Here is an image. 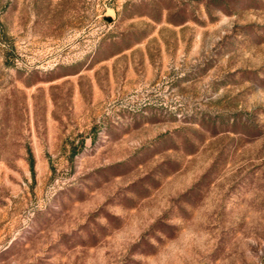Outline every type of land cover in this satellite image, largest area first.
<instances>
[{
  "label": "rangeland",
  "instance_id": "obj_1",
  "mask_svg": "<svg viewBox=\"0 0 264 264\" xmlns=\"http://www.w3.org/2000/svg\"><path fill=\"white\" fill-rule=\"evenodd\" d=\"M0 264H264V0H0Z\"/></svg>",
  "mask_w": 264,
  "mask_h": 264
},
{
  "label": "trees",
  "instance_id": "obj_2",
  "mask_svg": "<svg viewBox=\"0 0 264 264\" xmlns=\"http://www.w3.org/2000/svg\"><path fill=\"white\" fill-rule=\"evenodd\" d=\"M31 163V162H30Z\"/></svg>",
  "mask_w": 264,
  "mask_h": 264
}]
</instances>
